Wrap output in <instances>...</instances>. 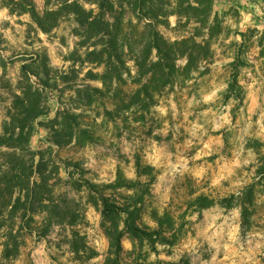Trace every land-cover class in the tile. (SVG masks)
<instances>
[{
  "label": "rangeland",
  "instance_id": "1",
  "mask_svg": "<svg viewBox=\"0 0 264 264\" xmlns=\"http://www.w3.org/2000/svg\"><path fill=\"white\" fill-rule=\"evenodd\" d=\"M45 4L0 0V133L23 67L38 70L43 83L31 77L48 111L32 122L30 147L56 170L60 207L48 227L46 213L36 215L39 230L26 234L15 259H3L0 245V264H264V8L214 0L206 24L171 15L157 25L164 37L206 40L210 56L165 85L139 78L128 58L130 72L98 94L77 91L103 88L86 76L103 67L73 55L85 52L75 19L50 33L34 22L29 10ZM126 16L129 38L135 27L147 35L145 20ZM130 40L126 50L146 44L140 35ZM186 63L178 60L181 69ZM120 175L133 187L112 185ZM101 191L120 202L134 195L142 208L137 224L146 233L125 232L119 257L95 201Z\"/></svg>",
  "mask_w": 264,
  "mask_h": 264
},
{
  "label": "trees",
  "instance_id": "2",
  "mask_svg": "<svg viewBox=\"0 0 264 264\" xmlns=\"http://www.w3.org/2000/svg\"><path fill=\"white\" fill-rule=\"evenodd\" d=\"M213 2L214 0H46L43 12L38 11L36 6L29 12L45 33L58 27L64 18L75 19L76 35L80 38L79 47L85 49V52L81 54L77 48L73 55H79L78 61L103 67L102 72L89 70L86 74L89 79L101 81L103 88L84 85L77 91L103 94L114 83L121 81L126 72H130L128 58L135 62L139 78H155L162 85L170 83L182 72H190L196 67V63L207 59L211 52L206 40L201 43L195 37H190L170 41L157 29V25L166 24L174 14L180 21L185 18L188 22L206 24L211 16ZM127 13L135 14L139 21H146L144 28H149L145 31L147 35L140 34L138 27H135L133 37L129 38L127 26L133 21L127 18ZM137 35L143 36L146 44L139 49L131 48L130 39ZM124 45L131 47L126 50ZM182 58L187 60L183 69L178 65V60ZM22 73L24 85L21 93L15 95L0 133V245L2 258L5 260L15 259L20 254L26 234L39 230L37 214L46 213L41 226L48 227L52 222L54 208L60 207L54 196L53 176L56 170H49L43 153L34 152L30 147L32 122L48 111L46 97L31 77L36 76L43 83L41 72L25 65ZM63 75L68 78V74ZM44 86L47 84L44 83ZM145 89L153 98L155 90L151 92L147 86ZM138 92L140 95L142 90ZM94 97L91 95L88 104L95 101ZM61 113L63 110L58 112V116ZM112 185L133 187L132 181L126 180L124 175L118 176L117 182ZM235 196L233 194L232 197ZM226 200L229 201L230 198ZM95 201L97 205H101L104 219L111 223L104 226L110 239V253L119 257L125 232L146 233L137 224L142 210L138 206L140 201L134 195H129L124 202L117 199L112 201L103 191L99 192ZM248 210L245 207L244 213ZM45 232L46 230L43 231ZM112 256L108 257V261Z\"/></svg>",
  "mask_w": 264,
  "mask_h": 264
},
{
  "label": "crops",
  "instance_id": "3",
  "mask_svg": "<svg viewBox=\"0 0 264 264\" xmlns=\"http://www.w3.org/2000/svg\"><path fill=\"white\" fill-rule=\"evenodd\" d=\"M236 3H239L241 8H253L252 10L256 14H260L264 8V0H235ZM254 12L249 13L254 17Z\"/></svg>",
  "mask_w": 264,
  "mask_h": 264
}]
</instances>
